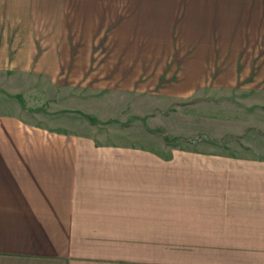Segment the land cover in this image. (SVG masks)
Here are the masks:
<instances>
[{"label":"crops","instance_id":"1","mask_svg":"<svg viewBox=\"0 0 264 264\" xmlns=\"http://www.w3.org/2000/svg\"><path fill=\"white\" fill-rule=\"evenodd\" d=\"M45 1L0 0V86L60 75ZM0 107V264H264V163L165 162Z\"/></svg>","mask_w":264,"mask_h":264},{"label":"rangeland","instance_id":"2","mask_svg":"<svg viewBox=\"0 0 264 264\" xmlns=\"http://www.w3.org/2000/svg\"><path fill=\"white\" fill-rule=\"evenodd\" d=\"M60 3V75L0 86L6 113L165 162L264 163V0Z\"/></svg>","mask_w":264,"mask_h":264}]
</instances>
